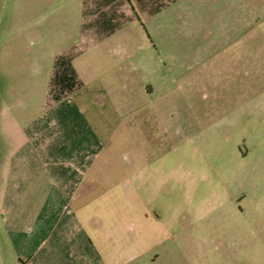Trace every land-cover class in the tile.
<instances>
[{"label":"rangeland","instance_id":"1","mask_svg":"<svg viewBox=\"0 0 264 264\" xmlns=\"http://www.w3.org/2000/svg\"><path fill=\"white\" fill-rule=\"evenodd\" d=\"M67 2L0 0L4 102L25 104L42 89L39 33L50 50L76 41ZM186 8L164 33L169 47L152 51L150 73L108 76L105 93H121L101 99L100 161L112 187L105 199L116 201L107 216L122 218L123 254L138 231V264H264V0H191ZM139 85L152 93L134 95ZM137 169L139 180L130 175Z\"/></svg>","mask_w":264,"mask_h":264},{"label":"crops","instance_id":"2","mask_svg":"<svg viewBox=\"0 0 264 264\" xmlns=\"http://www.w3.org/2000/svg\"><path fill=\"white\" fill-rule=\"evenodd\" d=\"M187 1L68 0L67 14L77 15L76 41L50 50L45 35H37L42 54L35 63L47 73L42 89L21 105L0 98V264H138V231L123 254L122 218L107 216L116 201L105 199L112 187L100 161L101 99L121 93H105L108 76L151 72L152 51L169 47L164 33L174 27L171 17L184 19ZM107 60L114 70L107 72ZM143 89L153 91L139 85L131 92ZM130 175L138 178V169ZM132 207L137 218V203ZM140 218L145 225L148 216Z\"/></svg>","mask_w":264,"mask_h":264}]
</instances>
